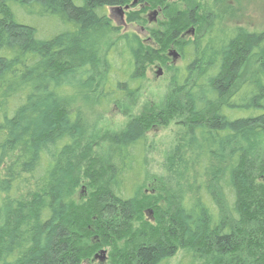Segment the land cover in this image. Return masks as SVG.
Masks as SVG:
<instances>
[{
	"label": "trees",
	"instance_id": "trees-1",
	"mask_svg": "<svg viewBox=\"0 0 264 264\" xmlns=\"http://www.w3.org/2000/svg\"><path fill=\"white\" fill-rule=\"evenodd\" d=\"M129 1L0 0V264H83L105 247L110 264H264V33L214 14L187 42L198 15L182 12L156 50L115 36L108 8ZM171 45L186 65L162 108L114 132L102 163L90 132ZM175 117L166 174L148 184L147 133Z\"/></svg>",
	"mask_w": 264,
	"mask_h": 264
},
{
	"label": "rangeland",
	"instance_id": "rangeland-1",
	"mask_svg": "<svg viewBox=\"0 0 264 264\" xmlns=\"http://www.w3.org/2000/svg\"><path fill=\"white\" fill-rule=\"evenodd\" d=\"M133 1L134 0H130L128 5L133 4ZM153 1L157 2V0ZM160 2L162 4L157 5L155 3V9L153 8L151 11H139V19L135 22L128 21V27H121L115 36L123 32L134 31L137 32L143 40L152 38L153 42V32H162L161 37L164 36L163 32L167 31L171 24L170 22L175 18V14L182 12L190 13L192 6L197 7V17L199 19L197 23L188 26L186 32L194 27L196 28L197 34L199 30H204L207 14L212 12L213 15L216 14L220 18L219 25L222 29L232 31V29L235 28H242L249 31L264 33V0H160ZM167 4L170 6L168 10L166 8ZM135 8L137 9L138 7L129 10ZM158 10H160V13H158L157 19L150 22L149 14L153 11L158 12ZM108 13L111 17L109 8ZM111 19L117 26V20L115 18ZM32 20L36 22L40 21L37 17ZM45 27L48 31L46 34L50 33L54 35L61 30V27L58 25L52 27L45 25ZM187 37H189V35H187ZM152 42H150L152 46L159 47L157 43ZM188 55L189 54H187L186 60L188 59ZM185 65V58L174 60L173 57L170 56L165 59H160L159 61L156 60L145 67V77L140 85V91L133 97H129L118 105L113 106L109 111L102 113L97 126L90 132V139L93 142V157L105 163L109 152V139L114 132L121 130L129 119L136 115L150 111L154 113L159 111L170 89L172 75L176 70H179V68L182 69L185 67ZM159 69L162 70L161 74H158ZM179 124V118L175 117V119L173 118L170 121L168 126L157 125L147 133L148 165H146V171L148 174V184L157 183V180H160V178H163L166 174V157L176 141V131L181 127ZM261 179H264V177ZM83 187L81 186L75 195L77 204L85 202L88 198L90 191L84 190ZM146 218L148 219V217ZM101 250H105V254L102 255L104 256L103 260L99 257L95 258V255L99 254ZM182 255L183 253L179 252L172 257L167 264H179ZM83 264H110L107 247L99 249L92 258L84 261Z\"/></svg>",
	"mask_w": 264,
	"mask_h": 264
},
{
	"label": "flooded vegetation",
	"instance_id": "flooded-vegetation-1",
	"mask_svg": "<svg viewBox=\"0 0 264 264\" xmlns=\"http://www.w3.org/2000/svg\"><path fill=\"white\" fill-rule=\"evenodd\" d=\"M162 1H164V0H162ZM173 1V0H172ZM153 3L152 2H149L148 0H134L133 1V4H130V5H128V3L127 4H124V5H122V6H129V8H127L126 10H125V12H126V15L128 16V14L130 13V12H136V13H138L139 11L140 12H142L143 10L144 11H151V9H155V7H153ZM168 5V4H167ZM134 7H138L137 9L135 8V9H133V10H129V9H132V8H134ZM197 12H198V10H197V7H195V8H191V11H190V14H192L194 17H196V14H197ZM158 13H160V10H158ZM141 14V13H140ZM212 12H209L208 14H207V17H206V25H204V30L207 28L206 26L209 24V20H207V19H210L211 17H212ZM157 16H158V14H157ZM157 16H154L153 14H152V12L149 14V21L150 22H152V21H155L156 19H157ZM198 17H197V21H198ZM187 35H189V37H187ZM182 37L184 38V40L185 41H187V42H190V41H192V40H195L196 39V37H197V31H196V28L194 27V28H191L188 32H186V33H184L183 35H182ZM145 40V42L146 43H148V44H150V42H152V38H147V39H144ZM152 43H154V41L152 42ZM189 46H191V45H189ZM188 46V47H189ZM161 47H156V50H158V49H160ZM171 49H176L178 52H179V59H181V58H184L183 57V53L181 52V51H179L174 45H171L168 49H167V51H166V57H170V55H169V52H170V50ZM187 54H189L188 55V59H191V57H192V50H191V48L189 47L188 48V50H187ZM96 258V257H95Z\"/></svg>",
	"mask_w": 264,
	"mask_h": 264
},
{
	"label": "water",
	"instance_id": "water-1",
	"mask_svg": "<svg viewBox=\"0 0 264 264\" xmlns=\"http://www.w3.org/2000/svg\"><path fill=\"white\" fill-rule=\"evenodd\" d=\"M129 8V6H110L109 10L111 13V18H115L117 20V26L118 27H124L127 28L129 23L127 21V17H126V12L125 10ZM152 14L154 16H157L158 12L157 11H153ZM169 55L173 57L174 60L179 58V52L176 49H171L169 52ZM162 70L159 69L158 70V74H161ZM103 254H105V250H101L99 254H96L95 257H99L100 259H104V256H102Z\"/></svg>",
	"mask_w": 264,
	"mask_h": 264
}]
</instances>
